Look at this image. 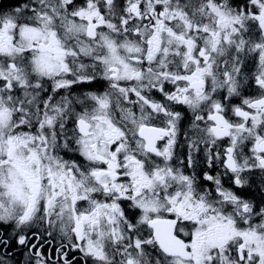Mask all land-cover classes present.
<instances>
[{
  "label": "snow or ice",
  "instance_id": "6c2138e0",
  "mask_svg": "<svg viewBox=\"0 0 264 264\" xmlns=\"http://www.w3.org/2000/svg\"><path fill=\"white\" fill-rule=\"evenodd\" d=\"M0 264H264V0H0Z\"/></svg>",
  "mask_w": 264,
  "mask_h": 264
}]
</instances>
